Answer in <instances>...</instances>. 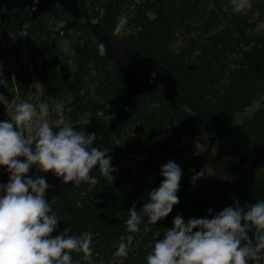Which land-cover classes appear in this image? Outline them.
Masks as SVG:
<instances>
[{"label": "trees", "instance_id": "1", "mask_svg": "<svg viewBox=\"0 0 264 264\" xmlns=\"http://www.w3.org/2000/svg\"><path fill=\"white\" fill-rule=\"evenodd\" d=\"M79 6V20L59 6L37 22L28 9L0 15V95L9 101L1 105L25 101L40 83L42 103L66 99L70 125L95 133L94 147L122 156L111 160V185L95 171V186L75 184L50 202L60 218L53 236L65 230L74 236L94 234L92 256L72 252V264H145L176 215L187 221L204 217L209 209L215 215L234 202L243 207L264 200V108L245 114L264 93V32L253 35L264 24V0H252L239 14L228 8V0H79ZM122 16L127 24L115 34ZM86 21L100 23L120 42L168 67L179 87L177 108L164 101L161 88L132 95ZM30 40L38 47L26 51L23 63ZM66 48H72V74L64 79ZM189 66L200 69L190 71ZM86 116L90 124L81 121ZM199 136L215 139L214 163L227 178H201L193 184L181 169L179 203L147 230L142 218L128 255L115 258L117 245L128 235V210L133 204L141 210L147 193L162 180L164 160L191 152ZM249 237L254 239V231Z\"/></svg>", "mask_w": 264, "mask_h": 264}, {"label": "clouds", "instance_id": "2", "mask_svg": "<svg viewBox=\"0 0 264 264\" xmlns=\"http://www.w3.org/2000/svg\"><path fill=\"white\" fill-rule=\"evenodd\" d=\"M251 4L252 0H228V8L235 14ZM126 24V17H120L114 33H121ZM8 103L0 95V104ZM61 110L57 104L55 111ZM48 116L47 104L41 103L37 113L32 103L22 101L15 104L9 119L0 121V169L8 174L7 183L0 184V264H72V252L83 253L85 258L93 254L91 232L74 236L65 230L52 235L60 218L45 199L50 186L45 176L27 174L35 166L38 172H51L61 184L84 182L91 187L98 180L90 172L98 165V173L111 185L115 171L112 157L93 146L95 133H81L62 119L57 123L63 126L54 130ZM159 174L162 180L157 189L147 193L141 210L137 212L135 204L128 210L124 222L128 235L126 242L122 239L117 245L115 258L128 255L142 218L146 217L147 230V225L168 217L179 203L180 166L169 160ZM203 176L204 172L195 173L191 183ZM253 231L254 239H250ZM145 264H264V200L243 207L234 202L215 215L209 209L204 217L187 221L176 215L163 238L155 240Z\"/></svg>", "mask_w": 264, "mask_h": 264}, {"label": "water", "instance_id": "3", "mask_svg": "<svg viewBox=\"0 0 264 264\" xmlns=\"http://www.w3.org/2000/svg\"><path fill=\"white\" fill-rule=\"evenodd\" d=\"M61 7L75 20L82 17L79 0H0V15L3 12L12 10L28 9L32 22H37L56 7ZM86 25L93 37L103 48V52L115 63L122 75L129 92L134 96H147L152 94L157 88H161V95L164 101L173 109L177 108V101L180 95L178 83L172 71L165 65L160 64L152 57L143 55L136 51L128 43L120 42L116 37L110 35L104 26L94 21H86ZM200 66H189L190 71L199 70ZM214 144L215 139H210ZM107 155L112 159L121 160L122 156L107 151ZM23 159V158H21ZM169 160H164L167 163ZM98 165L91 172L98 171ZM28 176H45L50 186L45 194L47 202H52L55 197L67 188L75 185L72 182L61 184L51 172H38L33 166L29 169ZM8 181V174L5 169L0 170V184Z\"/></svg>", "mask_w": 264, "mask_h": 264}, {"label": "rangeland", "instance_id": "4", "mask_svg": "<svg viewBox=\"0 0 264 264\" xmlns=\"http://www.w3.org/2000/svg\"><path fill=\"white\" fill-rule=\"evenodd\" d=\"M264 32V24H260L258 27H256L253 31V35L261 34ZM38 47V43L36 41L30 40V43H28L27 46H24V52L21 55V60L23 63H26V51L35 49ZM72 48H66V53L64 57L61 59V64H63L62 67V75L63 78H68L72 74L71 70V61H72ZM15 55L13 54V58ZM15 70H20L18 66H16V62L12 60ZM24 70V69H23ZM66 71V72H65ZM14 76L16 75V72H13ZM42 92L43 88L40 83H35L34 86H32L30 93L26 97L25 102L32 103L36 109L37 113H39V105L42 103ZM19 103V101H13L8 107H3L0 104V121L6 120L10 118V115L12 113V109L15 106V104ZM59 104L62 107V110L60 113H57L55 111V106ZM49 106V116L48 121L51 126H62L61 124H58L57 121L63 120L64 123L70 124L69 119V110H68V102L66 99H63L61 101H57L54 103H51ZM262 107L264 108V93L259 95L257 99L253 102L252 106L246 111V115L250 114L253 110L256 109V107ZM85 124H90V117L86 116L81 120ZM216 152V145L212 144L209 137L206 136H199L195 140L194 147L191 152L180 154L174 157H171L170 160L174 161L176 164L180 166V168L183 170L185 169L186 174L193 176L197 172H204L203 178H227V175L223 172L219 171L214 163V156ZM199 164L200 167L194 166V164Z\"/></svg>", "mask_w": 264, "mask_h": 264}]
</instances>
